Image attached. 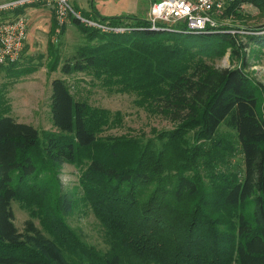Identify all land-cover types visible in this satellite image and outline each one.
Listing matches in <instances>:
<instances>
[{
  "label": "trees",
  "instance_id": "obj_1",
  "mask_svg": "<svg viewBox=\"0 0 264 264\" xmlns=\"http://www.w3.org/2000/svg\"><path fill=\"white\" fill-rule=\"evenodd\" d=\"M242 3L264 11V0H232L220 18ZM79 12L128 30L103 33L70 19L85 42L60 72L133 94L137 107L176 127L157 151L131 140L100 141L96 132L107 125V112L75 100L60 78L49 83L56 133L39 137L32 126L0 115V264H264V86L249 80L244 60L234 68L204 60L226 50L237 57L245 44L223 27L179 34L150 29L133 15ZM245 39L264 49V34ZM220 126L232 136L221 138ZM233 144L242 169L225 174L215 159ZM37 155L55 169L84 160L82 200L106 227V253L82 245L61 226L74 203L61 186L47 212L56 238L30 220L16 231L10 203L40 188Z\"/></svg>",
  "mask_w": 264,
  "mask_h": 264
},
{
  "label": "rangeland",
  "instance_id": "obj_2",
  "mask_svg": "<svg viewBox=\"0 0 264 264\" xmlns=\"http://www.w3.org/2000/svg\"><path fill=\"white\" fill-rule=\"evenodd\" d=\"M152 1L104 0L100 6L105 15L115 16L126 14L131 2L138 10H144ZM68 2L71 4L72 1ZM74 2L79 9L88 8L87 0ZM239 6L235 10L236 13L229 11L224 14L219 19V24L227 30L226 32L230 31L229 34L239 36V41L245 44L243 53L238 51V56L234 57L226 50L218 58L204 60L215 68L239 67L244 60V72L249 80L264 86V49L245 39V34H264V11H260L251 3H242ZM32 11L29 7L28 14L25 12L27 34L18 64L14 67L16 71L9 73L6 66L0 68V115L8 116L17 123L32 126L39 137L43 133H56L49 113V83L52 79L60 78L66 82L75 100L84 101L90 109L107 112L109 116L107 125L99 127L96 132V137L100 141L131 140L142 146L149 144L157 151L164 142L165 133L173 131L176 123L137 107L133 94L114 88L105 89L97 81L80 73L63 75L60 72V65L74 53L77 46L85 42L84 35L71 25L70 20L59 28L58 34H55L53 13L41 9ZM259 29L261 31L252 32ZM257 100L260 104L259 96ZM218 133L221 138L228 133L232 136V132L224 126L218 128ZM190 136L191 134L185 136L188 143ZM232 146L234 148L231 152L219 150V158L215 159L219 164L218 168L225 174L239 173L242 169L239 147L234 144ZM40 160L43 162L42 157L37 155L35 164L42 179L37 185L40 188L28 192V196L19 195L10 203L12 225L16 231L22 233L24 222L30 220L44 236L53 239L55 237L53 226L48 221L50 217L47 212L51 211L52 214L54 195L57 187L61 186L62 191L74 202L70 213L61 217V226L76 236L82 245L92 248L99 254L106 253L109 248L106 227L82 200L80 176L84 160L78 164H64L59 169L51 168ZM248 210L249 208L245 206L246 217Z\"/></svg>",
  "mask_w": 264,
  "mask_h": 264
},
{
  "label": "built area",
  "instance_id": "obj_3",
  "mask_svg": "<svg viewBox=\"0 0 264 264\" xmlns=\"http://www.w3.org/2000/svg\"><path fill=\"white\" fill-rule=\"evenodd\" d=\"M230 2L232 0H153L144 22L150 29L179 34L217 31L221 27L220 15ZM30 6L52 8L55 34L70 19L85 28L103 33H122L128 30L125 26H110L92 19L90 15L84 16L74 10L68 0H0V68L17 62L22 53L27 34V19L23 10Z\"/></svg>",
  "mask_w": 264,
  "mask_h": 264
},
{
  "label": "crops",
  "instance_id": "obj_4",
  "mask_svg": "<svg viewBox=\"0 0 264 264\" xmlns=\"http://www.w3.org/2000/svg\"><path fill=\"white\" fill-rule=\"evenodd\" d=\"M71 1H72L71 2L72 7L78 9L79 11L87 12L88 14H91L94 11L99 16H111V15H105L102 12V10H101V6L100 5L104 2V0H87L88 1V8L87 9H84V10L81 9V8L79 9L78 6H77V4L74 2V0H71ZM149 4H148V6L144 10L143 9H139L138 10L137 8H135L134 6H132V2H131L129 4L130 5L129 6V9L125 12L126 14H120V15H133V16H137V18H141V16H142L141 19H144L145 18V15L147 13ZM32 7H34V6H32ZM27 9H29V7H26L23 10L24 14H25V12L28 14ZM30 9L33 10L32 12H35L36 10L39 11L40 9L42 11H48L49 13L52 12V8L50 6H45V7L39 6V8H31V6H30Z\"/></svg>",
  "mask_w": 264,
  "mask_h": 264
}]
</instances>
